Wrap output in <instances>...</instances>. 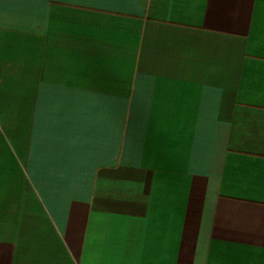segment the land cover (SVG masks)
Masks as SVG:
<instances>
[{
  "label": "crops",
  "instance_id": "obj_1",
  "mask_svg": "<svg viewBox=\"0 0 264 264\" xmlns=\"http://www.w3.org/2000/svg\"><path fill=\"white\" fill-rule=\"evenodd\" d=\"M0 264H264V0H0Z\"/></svg>",
  "mask_w": 264,
  "mask_h": 264
}]
</instances>
